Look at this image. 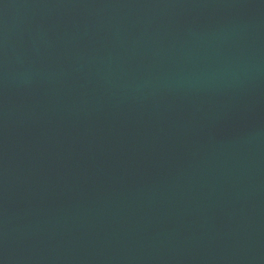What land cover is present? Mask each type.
Here are the masks:
<instances>
[{
    "label": "water",
    "instance_id": "water-1",
    "mask_svg": "<svg viewBox=\"0 0 264 264\" xmlns=\"http://www.w3.org/2000/svg\"><path fill=\"white\" fill-rule=\"evenodd\" d=\"M0 264H264V0H0Z\"/></svg>",
    "mask_w": 264,
    "mask_h": 264
}]
</instances>
